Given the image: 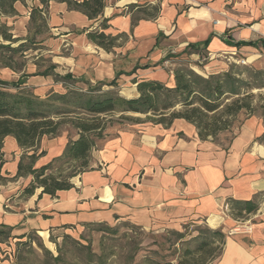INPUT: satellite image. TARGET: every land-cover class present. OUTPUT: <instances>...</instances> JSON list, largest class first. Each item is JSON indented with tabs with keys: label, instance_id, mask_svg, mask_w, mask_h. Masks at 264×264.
Masks as SVG:
<instances>
[{
	"label": "crops",
	"instance_id": "obj_1",
	"mask_svg": "<svg viewBox=\"0 0 264 264\" xmlns=\"http://www.w3.org/2000/svg\"><path fill=\"white\" fill-rule=\"evenodd\" d=\"M132 5H157L159 13L147 18ZM38 8V0L17 2L16 15L6 18L20 42L28 39L26 26ZM43 15L48 36L39 44L55 65L53 75L62 79L69 75L98 84L118 77L120 86L128 83L127 90L134 92L135 79L174 87L173 68L179 63L212 75L227 71L231 59L261 64L264 58V0H105L103 15L94 20L65 3L51 2ZM104 19L108 28L101 30ZM93 31L122 38L105 51L89 41L87 34ZM33 67L21 76L30 77L32 86L56 88L53 75H37ZM263 133L261 120L250 117L225 149L201 141L195 126L184 120L169 129L129 124L97 146L91 169L73 178L71 189L55 196L37 189L23 197L22 177L21 185L1 186L0 226L11 228L13 236H47L86 223L127 221L155 231L207 223L227 234L223 253L213 264H264V201L242 221L224 213L228 200L246 201L264 193V145L257 141ZM9 138L2 169L16 175L23 149L12 141L7 152Z\"/></svg>",
	"mask_w": 264,
	"mask_h": 264
},
{
	"label": "trees",
	"instance_id": "obj_2",
	"mask_svg": "<svg viewBox=\"0 0 264 264\" xmlns=\"http://www.w3.org/2000/svg\"><path fill=\"white\" fill-rule=\"evenodd\" d=\"M25 1L0 0V19L16 15L15 3H25ZM38 1L42 8L33 9L31 14V21L39 22L34 28V34L42 32L47 26L43 13L51 2L65 3L69 10L80 12L89 20L102 16L105 8V0ZM129 8H138L147 18H155L159 13L157 5L144 9H141L140 5H132ZM140 18L138 16L133 19V24ZM107 22V19L103 20L101 30L108 28ZM87 37L98 47L111 51L122 35L112 36L105 34L104 31H93L89 32ZM20 41L21 39L13 37L6 24L0 22V68L16 71L13 65L14 56L33 49L28 44L34 47L37 43L34 38H29L25 42ZM208 44L209 41L205 43ZM54 68L55 65H51L37 75H53ZM25 77L27 75L24 74L18 81L12 83L0 80V179L3 178L1 171L5 164L3 153L5 139L12 137L21 149L26 150L18 163L14 178L28 176L35 178V182L23 189V197L32 196L38 188H42L41 194L50 196L71 189L73 185L70 179L74 178L75 174H70L68 179L62 180L52 175L47 176L45 172L54 162L78 165L82 168L90 166L91 153L97 147L96 140L107 137L104 136V130L107 121L114 120L112 119L114 115H119L118 122L125 119L132 120L125 114L146 115L147 120L153 125L165 129L171 128L176 120H184L195 126L201 141H211L225 149H228L237 133L229 140L226 147L219 145L218 136L224 132H233L235 119L240 114L245 115L244 120L257 116L262 119L264 125V96H256L251 92L253 89L264 88V69L240 70L237 65L232 64L225 72L203 77L188 65L180 64L174 71V87H168L156 80L135 79L133 82L137 85L138 97L130 99L120 96L113 90L119 86L118 77L110 82H101L96 87H90L87 92L70 90L64 94L52 93L44 99L23 88L26 83ZM63 78L72 80L69 75ZM104 87L109 89L103 90ZM10 89L16 91L12 92ZM256 98L261 101L254 103ZM178 106L180 109H177ZM64 124L72 125L78 131V138L70 141L62 155L51 163L35 168L37 161L46 155V151L37 153L41 141L44 137L60 136ZM257 141L264 145V133L257 138ZM263 201L264 193H260L251 200L230 199L226 205L230 207V215L234 219L244 220L256 214ZM84 225L98 226L101 230L112 229L106 223ZM168 233L175 236L176 243L184 248L183 259L179 264H207L209 261H216L223 253L226 235L221 229H204L189 240H185L186 229L185 231L169 230ZM27 236L28 234L13 236L11 228L0 226V244L10 239H24ZM216 243H219L222 249L219 250L215 246ZM137 252L138 250L130 255L125 264H162L154 259L139 263L136 261ZM60 259V255L54 258L55 262H59ZM108 259L109 256L102 257L98 260V264H108Z\"/></svg>",
	"mask_w": 264,
	"mask_h": 264
},
{
	"label": "rangeland",
	"instance_id": "obj_3",
	"mask_svg": "<svg viewBox=\"0 0 264 264\" xmlns=\"http://www.w3.org/2000/svg\"><path fill=\"white\" fill-rule=\"evenodd\" d=\"M8 17L12 18L14 16ZM8 17H2L0 19V22L6 24L10 33L14 36L12 32L13 28L9 26L11 20L6 19ZM45 20L47 23L46 18ZM38 23L39 22H32L30 15V19L26 26V29L28 32V39L34 38V40L37 42L36 46L33 47L28 44V46L32 47L33 49L25 52L24 54H17L14 56L13 65L16 71L10 68H0V79L8 81L10 83L16 82L18 81V78L21 76L22 73H30L31 71H33V65L36 66L37 73H42L51 66L52 62L50 54L45 52L43 46L39 44L40 41L42 42L48 36V25L42 29V32L34 34V28ZM241 59H231V64H229V67L232 64H235L239 67L240 70H243L245 68L254 70L264 69V58L262 59L261 64L257 62L250 64L246 61V65L239 63ZM180 64H186L189 68H191L189 63H179L173 68V72L177 67H179ZM193 68L191 69L203 77L210 76L209 74H207L208 72H203L202 70L195 68L198 70L196 71ZM3 71H6L7 74L3 75ZM29 78L26 80L24 79L27 82V85H24L23 88L43 99L48 97L52 93L64 94L70 90L87 92L90 87H96L99 84H89L81 79L64 80L53 75L54 82H58V84L54 86L56 88H50L51 85L44 86L42 88L32 86L29 82ZM141 80L146 79H139V81ZM120 85L121 83H119V86L117 88L113 89L114 91L118 92L120 96L129 99L138 97L137 90L134 92H130V90H127V87L130 88V84L128 85V83H126V85L124 86ZM108 89V87L103 88V90ZM10 91L15 92L16 90L10 89ZM251 92L256 96H264V88L253 89ZM259 101L261 100L258 98L254 99V103H258ZM177 109H180V106H178ZM125 115L132 118V120L125 119L122 122H118L117 119L119 115H114L112 117V119H114L112 120V122L107 121L106 129L104 130V136L107 137H104L105 139H97V146H101L104 140L111 136H114L116 130L124 126L138 122L140 124L151 123L147 120L146 115ZM253 117L259 118L257 116ZM244 119L245 115L240 114L235 119L234 131L224 132L218 136L219 145L225 147L228 145L229 140L234 136V134L239 131L238 126L241 123L245 122ZM259 119L263 124L262 119ZM77 138L78 131L70 124H64L62 126L60 136L56 138L44 137L41 141L40 148L37 153H40L41 151H46V155H44L37 161L35 168H40L43 165H47L51 163L55 158L61 156L67 144ZM61 140H64V144L61 142ZM12 141L14 145L18 146L17 142L13 138H9L6 144L7 152H9L10 148H12ZM50 146L54 147L53 154H51L50 152ZM95 149H97V147ZM95 149H93L91 153L90 166H88L87 168H82L78 165H68L54 162L52 163L51 168L45 172V175L59 177L62 180L68 179V176L70 174H75V177H77L81 174L82 171H87L91 169V165L94 162ZM24 153H26V150H23V154ZM3 171L4 170L2 169L1 174L3 178L0 179V187L12 186L15 183L21 185V177L14 178L15 175L8 174ZM22 178L25 180V182L22 184L24 188L29 184L35 182V178L33 176ZM72 179H70V181ZM38 190L42 191V188H38ZM227 208L228 209L225 210L224 207V213L228 216H231L230 207L227 206ZM242 220L243 219H239L237 221ZM108 225L112 227V229L101 230V228L98 226L75 225L67 229L52 230L49 234H47V236H41L38 233L31 232L24 239H10L8 242L0 244V264H98V260H100L102 257L107 258L108 256V264H125L127 263L128 257L134 254L136 250H138L136 255V261L139 263H143V261L145 260L154 259L156 262L162 264H179V262L183 259L184 248L181 244L176 243L175 236L168 233L169 229L163 231L145 230L140 227L133 226V224L127 221H118L114 224ZM185 229L187 233L185 240H189L192 237L198 235V233L200 231H203L204 229L218 230L217 228L209 226L207 223L188 222L187 224L182 225V227L177 231H185ZM215 246H217L219 250L222 249L220 248L219 243H216ZM59 255L61 258L60 261L55 262L54 258ZM214 262L215 261H209L207 264H213Z\"/></svg>",
	"mask_w": 264,
	"mask_h": 264
},
{
	"label": "built area",
	"instance_id": "obj_4",
	"mask_svg": "<svg viewBox=\"0 0 264 264\" xmlns=\"http://www.w3.org/2000/svg\"><path fill=\"white\" fill-rule=\"evenodd\" d=\"M239 63L246 65V60L245 59H241L239 61ZM227 209H228L227 206H225V210H227Z\"/></svg>",
	"mask_w": 264,
	"mask_h": 264
}]
</instances>
